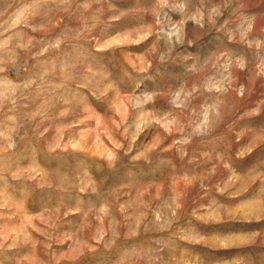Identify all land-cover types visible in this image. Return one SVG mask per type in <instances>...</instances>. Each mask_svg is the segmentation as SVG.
Wrapping results in <instances>:
<instances>
[{
  "label": "rangeland",
  "instance_id": "rangeland-1",
  "mask_svg": "<svg viewBox=\"0 0 264 264\" xmlns=\"http://www.w3.org/2000/svg\"><path fill=\"white\" fill-rule=\"evenodd\" d=\"M0 264H264V0H0Z\"/></svg>",
  "mask_w": 264,
  "mask_h": 264
}]
</instances>
